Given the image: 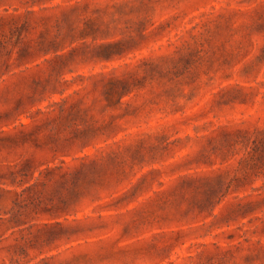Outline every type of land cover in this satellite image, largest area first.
Listing matches in <instances>:
<instances>
[{
  "label": "rangeland",
  "instance_id": "1",
  "mask_svg": "<svg viewBox=\"0 0 264 264\" xmlns=\"http://www.w3.org/2000/svg\"><path fill=\"white\" fill-rule=\"evenodd\" d=\"M0 264H264V0H0Z\"/></svg>",
  "mask_w": 264,
  "mask_h": 264
}]
</instances>
